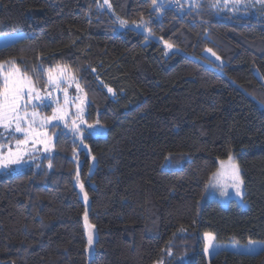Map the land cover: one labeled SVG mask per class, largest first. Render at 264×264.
<instances>
[{
	"label": "trees",
	"instance_id": "obj_1",
	"mask_svg": "<svg viewBox=\"0 0 264 264\" xmlns=\"http://www.w3.org/2000/svg\"><path fill=\"white\" fill-rule=\"evenodd\" d=\"M214 3L0 0V35L25 33L0 46V61L15 58L42 90L33 66L69 65L87 94V123L107 129L85 136L88 153L54 126L52 156L0 173V264H264V249H224L210 261L203 251V232L264 241V5ZM117 17L145 20L153 37L118 29ZM230 152L246 208L205 200Z\"/></svg>",
	"mask_w": 264,
	"mask_h": 264
},
{
	"label": "snow or ice",
	"instance_id": "obj_2",
	"mask_svg": "<svg viewBox=\"0 0 264 264\" xmlns=\"http://www.w3.org/2000/svg\"><path fill=\"white\" fill-rule=\"evenodd\" d=\"M244 2L245 0H216V3L211 6L215 8L230 6L232 10H237ZM259 2L264 4V0H259ZM152 3L154 8L158 6L157 0H152ZM104 4L111 7L109 0H104ZM117 19L121 26H128V21ZM133 24L139 28L144 25V21L133 22ZM148 31L150 34L151 30ZM165 47L171 49L173 45L165 42ZM208 51L212 50L208 49ZM212 54L215 56V53ZM92 71L95 72V69ZM32 72L37 74V79L40 76L45 78L46 86L43 94L37 80L29 74L26 68H22L15 58L0 61V169L16 170L22 167L33 158L34 152L39 150L38 145L42 146L45 152L51 151L54 144L53 138L48 135L47 127L53 121L57 122L56 126L62 122L65 128H69L68 120L74 117L71 119L70 130L80 137L81 144L85 139L82 125L87 126L89 136L100 135L103 132L99 120L95 124H88L85 120L84 108L87 103V94L83 92L78 77L69 65L56 64L44 68L42 64H37L33 66ZM73 85L78 95L70 97L69 88ZM107 91L115 94L110 87ZM53 92L62 93L63 102L59 96H53ZM37 107H51V116H42L36 111ZM70 107H75V113L70 112ZM17 134L21 138H18ZM56 136L58 138L59 133ZM76 179L81 191L84 192V184L79 182V170H77ZM242 185L243 179L239 164L230 152L226 160L219 161V167L212 173L206 187H218L221 194L227 196L226 190L231 186L235 189L237 196H242ZM83 198L87 202V192H84ZM84 220L88 232V245L91 246L94 225L88 223L87 210L84 213ZM204 239L207 242L205 252L216 246L213 234L205 233ZM254 243L256 242L249 240V244ZM156 264H162V262L157 261Z\"/></svg>",
	"mask_w": 264,
	"mask_h": 264
},
{
	"label": "rangeland",
	"instance_id": "obj_3",
	"mask_svg": "<svg viewBox=\"0 0 264 264\" xmlns=\"http://www.w3.org/2000/svg\"><path fill=\"white\" fill-rule=\"evenodd\" d=\"M187 1L188 3L190 4H194L196 1L198 0H185ZM251 4H253L255 6V4H259V5H264L262 3L259 2V0H245V2L243 4H241L239 7H238V10H240L242 8L245 9L246 7L248 8ZM106 7H108L107 5H105ZM109 8V7H108ZM111 9V8H110ZM223 10H226V11H231V7L229 6L228 8H224L222 7ZM118 18V17H117ZM116 18L117 20V27L118 29L120 30H125V29H128V28H135L137 29L139 32L145 34L148 36V38H151L153 37V35L149 34V31L147 29V26H146V22L145 20L144 21V25H142L141 27L137 28L135 26V24L133 23H129L128 22V26L125 27V26H121L118 22V19ZM120 19V18H119ZM141 20L137 21V23H139ZM25 36V33L24 32H19V33H13L12 36H9L8 34H4V35H0V46H3L5 44H8L12 41H15L21 37ZM171 50V49H169ZM213 52H209L208 49L205 50V54L208 56L209 59L213 60L214 62L218 63V64H223V60L221 57H219L218 55L215 54V56L212 54ZM216 57H219L220 59H217ZM257 75L258 77L263 80V76L262 74L257 71ZM80 83V82H79ZM81 85V84H80ZM82 87V85H81ZM83 88V87H82ZM42 90V89H41ZM43 91L42 90V94H43ZM84 92V90H83ZM80 95H82L83 93H79ZM53 96H59L61 98V102H63V96H62V93H57V92H53L52 93ZM78 95V93L76 92L75 90V85H73L72 87L69 88V96L70 97H74ZM55 105H53L54 107ZM36 111H38L42 116H51L52 114V108L51 107H37ZM70 112L71 113H75V107H70ZM74 118V117H70L69 120H68V124H69V128H65L63 123L61 122L60 125L63 127V129L65 131H67L68 133L72 134L74 136V138L78 141L79 143V148L80 149H85L88 153V146L86 145V143L84 142L83 140V143L81 144V141H80V137L78 135H74L72 133V131L70 130V125H71V119ZM84 118L86 120V116H85V108H84ZM90 124V123H88ZM91 124H95L94 123H91ZM57 125V122L53 121L51 125H49L47 127V132H48V135L50 137L53 138V144H54V135L51 134V129ZM82 129H83V134L84 136L88 135V131H87V126L86 125H82L81 126ZM103 132L102 134L100 135H95V136H106L107 135V129L105 127H103ZM18 138H21L19 137V134H17ZM38 147V151H35L34 154H33V158L32 159H29L28 162L26 164H24L22 167H19L17 168L16 170H12V169H0V173L4 170H7V171H10V172H20L22 171L25 167L29 166V165H32V164H36L38 163L39 161L42 160V158L46 157V156H52L54 153H55V149L54 147L52 148L51 151L49 152H45L43 150V147L42 146H37ZM235 158V155L232 154ZM27 159V158H26ZM227 158H224L222 160H226ZM235 161L236 163L237 160L235 158ZM239 164V163H238ZM219 167V166H218ZM240 167V165H239ZM240 170H241V177L243 179V175H242V169L240 167ZM228 192V195L225 196V195H222L221 194V191L218 187H215V186H208L207 187V191H206V194H205V200H210V199H217L223 206H228L230 204V202L232 200H235L239 205H241L243 208H246L248 206V201L245 199V186H244V180H243V185H242V188H241V191H242V196H237L235 194V189L232 188L231 186H229V188L226 190ZM84 194L82 193V196ZM84 199V198H83ZM85 201V200H84ZM85 204L86 206L89 205V198L87 200V202L85 201ZM184 228H181L179 231H183ZM205 233H211L213 234L215 240H214V244L216 246H214L213 248H211L208 252H205V245H206V240L204 239V235ZM202 237H203V240H204V247H203V251L206 255V258L208 261H210V259L220 250H224V249H228V250H233V251H237V252H248V253H256V252H259L260 250L264 249V241H260V240H251V241H254L256 243L254 244H249V241L247 242H238V241H235V240H226V241H220L216 238V235L213 233V232H203L202 233ZM167 253V252H166ZM169 256L172 255V253L169 251L168 252ZM187 259L186 258H181L178 260V263H181V262H186ZM160 262H162V264H164V261L161 260ZM156 264V263H155Z\"/></svg>",
	"mask_w": 264,
	"mask_h": 264
}]
</instances>
